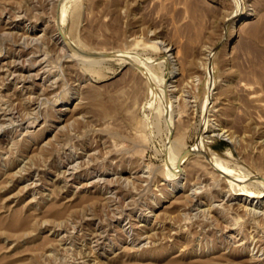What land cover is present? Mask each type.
I'll use <instances>...</instances> for the list:
<instances>
[{
  "label": "rangeland",
  "instance_id": "rangeland-1",
  "mask_svg": "<svg viewBox=\"0 0 264 264\" xmlns=\"http://www.w3.org/2000/svg\"><path fill=\"white\" fill-rule=\"evenodd\" d=\"M0 264H264V0H0Z\"/></svg>",
  "mask_w": 264,
  "mask_h": 264
},
{
  "label": "bare ground",
  "instance_id": "bare-ground-1",
  "mask_svg": "<svg viewBox=\"0 0 264 264\" xmlns=\"http://www.w3.org/2000/svg\"><path fill=\"white\" fill-rule=\"evenodd\" d=\"M59 38H60V36H59ZM63 42H65V44L66 45H69V46H71V44H70V42H69V39L66 37V36H64L63 37ZM132 63H133V61H132ZM135 64V63H134ZM136 65V64H135ZM247 90V89H246ZM167 99H168V102H170V99H171V96L169 97L168 95H167ZM171 104V103H170ZM216 129V128H215ZM207 155V154H206ZM205 154H204V156H206ZM207 157V156H206ZM210 157V156H209ZM213 159H216L215 157L213 158ZM218 161V160H217ZM213 162H215V160L213 161ZM212 162V163H213ZM214 164V163H213ZM69 176V175H68Z\"/></svg>",
  "mask_w": 264,
  "mask_h": 264
}]
</instances>
